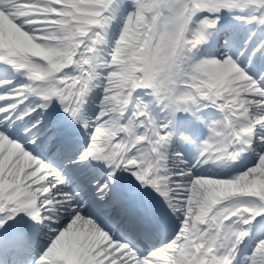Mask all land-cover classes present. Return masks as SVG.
<instances>
[{
  "label": "snow or ice",
  "instance_id": "snow-or-ice-1",
  "mask_svg": "<svg viewBox=\"0 0 264 264\" xmlns=\"http://www.w3.org/2000/svg\"><path fill=\"white\" fill-rule=\"evenodd\" d=\"M0 264H264V0H0Z\"/></svg>",
  "mask_w": 264,
  "mask_h": 264
}]
</instances>
